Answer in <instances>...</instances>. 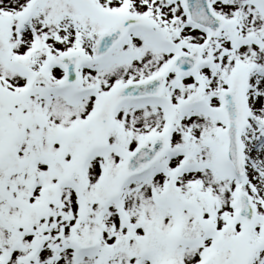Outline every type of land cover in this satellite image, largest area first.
I'll return each mask as SVG.
<instances>
[{
    "label": "snow or ice",
    "instance_id": "obj_1",
    "mask_svg": "<svg viewBox=\"0 0 264 264\" xmlns=\"http://www.w3.org/2000/svg\"><path fill=\"white\" fill-rule=\"evenodd\" d=\"M0 264H264V0H0Z\"/></svg>",
    "mask_w": 264,
    "mask_h": 264
}]
</instances>
